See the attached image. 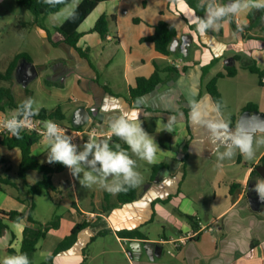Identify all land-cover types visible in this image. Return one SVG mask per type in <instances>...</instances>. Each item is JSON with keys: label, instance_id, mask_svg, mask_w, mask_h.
Masks as SVG:
<instances>
[{"label": "crops", "instance_id": "1", "mask_svg": "<svg viewBox=\"0 0 264 264\" xmlns=\"http://www.w3.org/2000/svg\"><path fill=\"white\" fill-rule=\"evenodd\" d=\"M136 1V4L134 2L129 5L130 8L125 7L124 0L101 2L84 18L77 28L80 37L76 48L85 57L66 44L53 47L46 35V30L52 31L60 26L68 12L75 9L81 0L51 27L41 23L40 16L38 24L32 17L29 22L20 23L21 29L17 30L22 37V45L10 61L18 54L25 53L38 72L37 77L23 88H19L21 86L14 78L11 82H0V87L11 90L17 104H23L31 98L38 112L41 109L50 111L59 108L63 120L72 126L75 110L84 107L89 114L87 122L93 121L103 134L109 132L108 123L112 116L139 109L143 127L154 137L161 150L157 153V163L148 164L137 159L123 140L112 136L114 146L124 145L129 155L137 160V167L147 185L136 187L135 201L107 211L102 209V202L97 209L85 210L72 184L66 185L65 188L71 189L73 195L69 205L71 211L67 212L66 220L59 216L58 228L38 241L34 253L40 251L45 260L77 223L84 222V213H95L98 218L81 230L76 242L55 256L52 264H85L90 257L89 252H86L96 245L99 246L100 256H106L107 261L103 264H119L120 253L125 252L126 255L128 252L124 239L157 243L161 238L176 237L184 230L203 228L211 230L200 232L197 238L179 250L166 252L168 257L165 260L163 247L160 256L150 254L153 259L143 252L140 255L134 254L133 258L127 259L125 256V260L128 264H264V210L252 211L247 200L248 185L252 184L255 188L258 180H264L256 179L253 183L249 181L252 166L264 154V145L251 160L245 159L237 151L232 159L218 161V153L214 150L219 146L218 151L222 153L224 146L218 140L213 142L206 128L188 121L190 100L197 101L217 120L230 121L232 132H235L237 120L248 103L254 104L257 111L264 113V77L258 80L256 75L242 67L241 61L232 60L239 56L243 61L254 62L260 70H264V16L260 26L248 29L249 11H246L232 17L236 26L243 28V31L234 30L230 20H225L222 25H217L218 29L209 30L205 36H201L197 30L189 29L190 25H195L193 21L197 16L185 0ZM213 2L222 3L218 0H201L202 4ZM63 11L65 7L53 15ZM101 15L115 16L109 24V33L105 39L91 31ZM159 21H165L175 28L179 44L182 39L186 42L190 40L181 69H174L170 65L183 56L179 48L172 55L164 56L155 50L152 43L140 41L142 37L153 34V26ZM214 58L217 62L203 73L202 68ZM225 66L235 67L236 74L217 80L216 86L222 99V109L218 110L206 85L218 73H225ZM155 68L160 70L162 82L150 93L129 101V90L135 86L136 78L151 76ZM102 85L107 86L113 95L106 92ZM104 105L116 110L101 111ZM3 107L0 119L17 114V109L8 108L6 102ZM143 114L151 116L149 118ZM172 115H176L179 122L169 133L163 130V124ZM233 117H236L234 122ZM259 137L264 138V132H255L254 138ZM0 147L4 149L0 156L4 172L0 176L9 177L15 184V187L2 186L0 211L25 212L27 202L32 200L35 206L34 217L37 207L35 197L40 195L30 197L26 189L21 195H14L5 188L21 189V181L16 175L21 162L20 150L2 145ZM45 154L47 148L40 137L32 147V155L40 162H45ZM218 163L222 166L218 167ZM160 164H166L167 169L154 174L152 167ZM64 171H68V168ZM64 171L52 175L54 190L47 191V194L52 195L58 190L56 186L59 181L56 178ZM29 173L25 176L28 184H34L41 178L40 175L30 182ZM236 184L238 188H231ZM106 193L109 194V202L116 203L117 194L113 196L104 192L103 200ZM169 196L165 203L157 202ZM17 198L25 200V203ZM91 204L94 206V202ZM184 216L191 217L195 226ZM47 221L43 219L39 222ZM153 225L159 231L151 236ZM23 228V223L7 224V229L0 235V248L18 253ZM135 228H139L142 239L117 235L120 231ZM97 233L101 235L91 241ZM109 236L113 237L116 246H111L109 240L107 242Z\"/></svg>", "mask_w": 264, "mask_h": 264}, {"label": "trees", "instance_id": "2", "mask_svg": "<svg viewBox=\"0 0 264 264\" xmlns=\"http://www.w3.org/2000/svg\"><path fill=\"white\" fill-rule=\"evenodd\" d=\"M111 1V0H81L79 5L74 9L73 18L66 19L60 26L55 27L52 31L46 30L47 40L53 46L57 47L60 44H66L78 51L82 57H85V54L81 52L80 49L76 48L77 40L80 37V33L77 32V28L79 24L84 20V18L101 2ZM224 4L228 0H218ZM72 0H65L64 3L56 4L55 6L48 5L44 3V0H16V3L20 6L27 8L34 17V22L38 24V17L41 15H51L58 13L62 8L68 6ZM187 5L194 10L196 16L199 18H204L206 16V8L208 4L201 3V0H185ZM264 16V9L256 10L252 9L248 12L247 18L249 20L248 29L260 26L262 24V18ZM115 16L111 15H101L96 20L92 32L97 33L101 39H105L109 33V24L113 22ZM137 22V20H134ZM230 24L234 30L243 31V28H238L233 20L230 19ZM154 32L152 35L147 37H142L140 39L141 42H150L154 45L155 50L164 55L170 56L172 52L170 51V45L172 41L176 38V30L175 28L165 21H159L155 26H153ZM190 30L196 31L195 25L189 26ZM264 32V26H263ZM264 40V37L262 38ZM30 60L28 55L25 53L18 54L15 56L8 64L7 68L4 71H0V82H11L13 79V72L16 68L17 63L22 60ZM232 60L241 61L242 67L248 70L250 73L256 75L259 80L264 77V70H260L254 62H246L243 61L241 57L236 56ZM217 62V59L214 58L209 65L202 68V72L206 73L209 68ZM175 69V68H174ZM236 74V68L233 66H225V73H218L215 77H213L206 85V89L214 103L216 109H222V99L220 93L218 92L216 82L218 79L222 77H233ZM98 82L97 79H95ZM162 82V78L160 75V70L155 68L153 74L149 77H138L135 80V86L130 88L129 90V101L133 100L137 97L146 95L150 93L155 87ZM103 89L112 94L111 90L102 85ZM7 103V107L10 109L20 108L22 112L23 104H17L13 98L12 92L9 88L0 87V111L4 110L3 104ZM219 105V107H218ZM249 110L255 111L257 107L248 103L243 107L242 112ZM35 117L42 119H64L63 114L60 112L59 108L53 110L41 109L38 112V115ZM236 117L232 118L234 122ZM40 139L39 136L21 131L20 138H16L12 135L5 136L0 140V145L8 148H18L21 153V162L19 164L17 170V178L22 182L27 190V194L30 197H34L36 195H41L47 191H53L54 188L52 186L51 177L53 174L60 173L67 169V167L63 166L59 163L49 164L47 162V154L43 155L45 158V162H40L36 157L32 155V147L34 144L38 142ZM109 145L113 150H116V146H114L109 141ZM121 149L127 150V147L124 145H120ZM167 169L166 164H160L152 167V172L157 174L160 170ZM29 171H35L41 175V178L35 182L34 184H28L26 182L25 176ZM264 178V154L260 157L258 163L252 166V170L250 172V183H253L256 179ZM3 185H9L15 187V184L10 181L9 177H1L0 176V190H3ZM238 188L239 185H232L231 188ZM137 198V189L133 188L126 192H120L117 194L116 203L111 204L109 202V194H105L102 209L107 211L110 208H115L123 204L131 203L135 201ZM168 198L165 200H157V202L165 203ZM22 203H25V200H21L17 198ZM27 209L25 212H17V211H0V235L7 229V224L9 223H23V233L21 246L18 253H26L30 262L31 255L36 251V245L39 240L43 239L46 234L52 230H56L59 226L60 217L56 214L52 216L50 220L45 223H41L34 219L33 211H34V203L32 200L27 202ZM191 222L192 226H195V221L189 216H184ZM90 224L86 222L77 223L70 231V233L57 245L54 252L45 258L42 264H52V260L59 253H62L68 250L77 239L79 232ZM101 235V233H97L96 236L92 237L91 241L95 239V237ZM119 237L126 238H139L142 239L143 235L140 232L139 228H135L133 230H125L117 233ZM11 254H17L9 249L6 250Z\"/></svg>", "mask_w": 264, "mask_h": 264}, {"label": "clouds", "instance_id": "3", "mask_svg": "<svg viewBox=\"0 0 264 264\" xmlns=\"http://www.w3.org/2000/svg\"><path fill=\"white\" fill-rule=\"evenodd\" d=\"M64 2L65 0H44V3L51 6ZM252 9H264V0H233L230 5L213 2L207 6L206 16L197 17L193 22L199 34L205 36L209 30L218 29L217 25H222L225 20ZM73 16L74 9H71L65 18L70 19ZM33 104L34 101L29 98L23 103L22 112L17 108L16 115L3 121V128L10 135L19 139L21 130L27 126L25 122L38 115V109L34 108ZM189 108V123L203 126L210 132L213 142L218 140L224 146L225 150L222 153L218 151L219 146L214 150L218 153V161H223L225 158L232 159L237 151L245 159L251 160L255 156L254 144L264 145V138L255 139L252 131L243 124L238 123L235 132L230 131V121L217 120L195 100L189 101ZM115 110L107 105L101 108L104 112ZM141 115L139 109H132L112 116L108 123V137L90 136L83 143L81 151H77L78 146L73 143V137L58 123L52 120L43 121L41 136L47 148V162L59 163L70 169L73 177L79 178L83 187L98 185L112 194L138 187L143 182V177L137 170V160L118 144L116 150H113L109 141L112 136L119 137L137 159L148 164L157 163V153L161 150L154 137L143 127ZM143 115L149 118L151 116V114ZM178 122L176 115L169 116L167 123L163 124V130L170 133ZM90 155L91 160L88 159ZM217 166L220 167L222 164L218 163ZM254 190L259 198L264 200V180H258ZM0 264H31V262L26 253H17L5 256L0 260Z\"/></svg>", "mask_w": 264, "mask_h": 264}, {"label": "rangeland", "instance_id": "4", "mask_svg": "<svg viewBox=\"0 0 264 264\" xmlns=\"http://www.w3.org/2000/svg\"><path fill=\"white\" fill-rule=\"evenodd\" d=\"M76 2H78V0H72V2L65 7V11H63L60 14L41 15L40 22L45 24L47 27H51V25L58 23V21H60V18L64 16L65 12H67L69 8H73ZM134 2L136 4L137 1L124 0L125 7L130 8L129 5ZM32 17L33 15L31 14V12L27 8L18 5L16 3V0H0V71H2L6 67L7 63L10 61V59L15 55V53L18 51V49H20L22 45V40H21L22 37L17 32V30L21 29L20 23L29 22ZM181 58L185 59V57L183 56H181ZM19 88H23V87L21 86ZM58 121L67 124V122H65L63 119ZM260 138L262 137H259L258 139ZM86 141H87L86 139H82L77 144L78 146L77 151L83 150V143ZM261 146L262 145L254 144L255 153L258 149H260ZM3 152L4 149L0 147V156L2 155ZM88 159L89 160L92 159L91 155L88 157ZM85 167L88 166L85 165ZM137 170L140 172L139 167H137ZM2 172H4V166L0 163V175H2ZM29 172L30 173L28 175V181L30 182L35 181L40 177V174L35 171H29ZM56 179L59 181L58 186H56L58 190H56L52 195H49L47 194V192H44L42 195L35 197L37 207L34 217L39 221H42L43 219L49 220L52 218L54 214L62 217L64 220L67 219V212L71 211L69 205L73 201V195L71 189L65 188L66 185L72 184V186L75 188V192L80 197L81 206L88 211L93 209L94 207L97 209L101 205L100 204L101 202L103 204V199H102L103 193L108 192L104 188H101L98 185H93L91 187L81 186L79 182V178L73 177L70 169L58 175ZM20 183H21V189H17V188L15 189L8 186H5V188L8 190L9 193H12L14 195H21L26 188L22 184V182ZM141 185H143L144 187L147 184H145L143 180ZM112 195L114 196L116 194H112ZM112 199L115 200V198ZM112 199L110 201H112ZM92 202H94V206L91 204ZM153 226L154 227L152 229L151 236L155 235L159 231L156 225ZM107 238H108L107 242L108 240L109 242H112L111 243L112 246V244H114L113 237L109 236ZM162 247L164 250L163 260H165L168 257L166 255V252L167 250L171 249V247L167 244L163 245ZM116 249L118 250V247H116ZM99 251L100 250L98 245H96V247L94 248H90L89 251L86 252L87 254L89 252L88 255H90V257L85 262V264L87 262L88 264H101V262L103 264L104 261H107L106 256L104 257L100 256ZM7 255H14V254H11L0 248V260H2ZM125 256H127V259L130 258L127 252L126 255L125 252L120 253L119 264H128L127 261L125 260L126 258ZM143 258H145V256ZM42 261H44V258L41 256L40 251H37L36 253H33L31 255V264H39Z\"/></svg>", "mask_w": 264, "mask_h": 264}, {"label": "water", "instance_id": "5", "mask_svg": "<svg viewBox=\"0 0 264 264\" xmlns=\"http://www.w3.org/2000/svg\"><path fill=\"white\" fill-rule=\"evenodd\" d=\"M233 0H229L226 4H231ZM190 44L182 39L181 44H179V40L175 38L171 45L170 51L172 53L176 52L179 48L181 54L186 57L187 49ZM38 75L36 67L28 60L22 59L20 60L16 68L13 72V78L22 87H26L30 82H32ZM89 114L84 107H79L75 110L72 118V124L74 127L83 126L88 120ZM243 124L246 128L252 131L253 135L255 132L260 131L264 132V113L255 111L246 110L242 112L237 120V124ZM252 184L248 185L247 188V200L249 207L252 211L260 212L264 210V200H261L258 194L254 190ZM128 256L130 258L134 257V254L140 255L141 253H145L149 255L153 253L156 256H160L162 253V246L153 242H141L129 240L128 243ZM150 259H153V256H150Z\"/></svg>", "mask_w": 264, "mask_h": 264}, {"label": "built area", "instance_id": "6", "mask_svg": "<svg viewBox=\"0 0 264 264\" xmlns=\"http://www.w3.org/2000/svg\"><path fill=\"white\" fill-rule=\"evenodd\" d=\"M182 61L183 59L180 57L176 61H172L170 65L175 69H181ZM11 117H3L0 119V140L3 139L5 136L10 135L3 128L2 123L6 118H11ZM46 120H52L58 123L61 126V128L65 130L67 134L73 137V143L75 144H78L82 139L88 140L90 136L96 138H107L109 135V132H106L104 134L100 133L98 131L96 124L93 121H88L86 124L80 127H73L72 125L64 124L63 122L58 121L57 119L54 118L42 119L35 116L25 122L27 126L23 128L21 131L33 133L39 137H42L41 132L43 131V121ZM82 216H83V221L86 223H90L98 218V215L95 213H84ZM208 230H211V228H203V230L200 229L184 230L176 237L168 238V239L161 238L157 242V244H159L160 246H163L165 244L169 245L171 249L167 250V253H171L172 251L179 250L180 248L185 246L189 241L197 238L200 232H206ZM128 241L129 240L126 239L123 240L124 244H127Z\"/></svg>", "mask_w": 264, "mask_h": 264}]
</instances>
